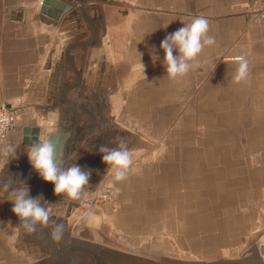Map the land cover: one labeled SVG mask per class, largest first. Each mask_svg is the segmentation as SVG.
<instances>
[{"label": "crops", "instance_id": "1", "mask_svg": "<svg viewBox=\"0 0 264 264\" xmlns=\"http://www.w3.org/2000/svg\"><path fill=\"white\" fill-rule=\"evenodd\" d=\"M89 1L0 0V97L18 109L0 140L16 158L0 156V175L49 204L59 196L29 161L34 139L51 138L65 167L74 144L88 142L92 175L99 142L111 148L134 127L153 126L154 150L138 151L127 179L108 185L121 190L120 222L154 221L159 211L141 194L163 186L182 191L170 197L187 198L191 215L217 205L228 215L220 220L237 221L242 207L264 216V0H169L165 9L161 0H123L117 11L111 0ZM201 15L216 43L201 68L169 80L161 42ZM241 55L249 77L236 82ZM3 197L0 238L1 223L17 220L3 217Z\"/></svg>", "mask_w": 264, "mask_h": 264}, {"label": "rangeland", "instance_id": "2", "mask_svg": "<svg viewBox=\"0 0 264 264\" xmlns=\"http://www.w3.org/2000/svg\"><path fill=\"white\" fill-rule=\"evenodd\" d=\"M122 1L111 0L114 11L123 6ZM100 2L89 1L91 5ZM161 2L163 9L169 6V0ZM154 128L137 126L124 136L132 152V165L141 160L134 156L138 151L149 154L154 150ZM166 128L169 129L162 127V130ZM118 143L115 140L114 147ZM86 144V141L74 144L75 156L69 164L75 163L90 171L92 153ZM98 144L105 146L104 142ZM150 160L153 161L147 159ZM96 163L97 172L90 175L86 198L72 201L64 199L62 194L58 201L45 205L52 219L64 224L63 239L59 243L51 239V222L47 228H38L35 234L26 233L16 215V221L1 223L0 264H94L89 251L98 264H263L259 243L264 242V216L242 207L237 221L220 220L228 215L218 216L217 205L199 206L203 213L191 215L186 212L191 207L184 204L187 198L177 196L182 191L167 190L163 186L161 191L145 190L141 194L143 203L153 204L159 211L154 221H144L141 216L137 222H120L121 190L108 186L112 184L113 173L106 176L109 167L102 157ZM123 193L126 197L127 191ZM170 193L177 195L170 197ZM3 196L2 208L7 210L3 217H12L13 205L4 193ZM60 213L61 218L55 219ZM89 213L90 219L86 218ZM193 217L202 220L192 221ZM182 218L185 220L181 221Z\"/></svg>", "mask_w": 264, "mask_h": 264}, {"label": "clouds", "instance_id": "3", "mask_svg": "<svg viewBox=\"0 0 264 264\" xmlns=\"http://www.w3.org/2000/svg\"><path fill=\"white\" fill-rule=\"evenodd\" d=\"M183 27L165 37L161 42V48L165 53V65L169 80L179 82L192 70L202 67L200 56L205 47L215 45V37L210 35V22L203 15L195 17L190 23H184ZM168 25L164 26L165 28ZM178 51V55H174ZM141 56V54H140ZM237 69L233 77L234 81H246L249 77V62L243 55L236 58ZM141 65L142 61H140ZM31 138V133H29ZM16 148L12 145L0 147V156L10 159L16 158ZM99 151L103 154V162L113 173L115 182L127 179L131 172L133 160L132 152L127 147L124 137L119 138L115 147L101 146ZM29 161L40 177L54 185L57 196L63 194L64 199L80 201L87 197V189L90 180V171H85L77 164L65 167L63 153H57L51 140L40 139L33 143L27 150ZM19 184L20 186H14ZM0 193H4L5 199L13 204L12 212L20 219V226L28 234H35L38 228H47L52 223L50 237L59 243L63 239L64 224L56 223L51 217L49 208L45 207L43 196H30V188L12 176L0 175ZM4 199V200H5ZM91 218L89 213L86 217Z\"/></svg>", "mask_w": 264, "mask_h": 264}, {"label": "built area", "instance_id": "4", "mask_svg": "<svg viewBox=\"0 0 264 264\" xmlns=\"http://www.w3.org/2000/svg\"><path fill=\"white\" fill-rule=\"evenodd\" d=\"M18 109L0 97V140L15 126Z\"/></svg>", "mask_w": 264, "mask_h": 264}, {"label": "water", "instance_id": "5", "mask_svg": "<svg viewBox=\"0 0 264 264\" xmlns=\"http://www.w3.org/2000/svg\"><path fill=\"white\" fill-rule=\"evenodd\" d=\"M48 1H49V0H45V2H48ZM77 1H78V0H77ZM33 142L35 143L36 140L34 139ZM259 246H260L261 251H262V253H263V255H262V259H263V262H264V242H263V241L260 242V243H259ZM88 253H90V254L93 256V258L95 259L94 264H98V263H97V260H96V258H95V255H94L91 251H89Z\"/></svg>", "mask_w": 264, "mask_h": 264}, {"label": "bare ground", "instance_id": "6", "mask_svg": "<svg viewBox=\"0 0 264 264\" xmlns=\"http://www.w3.org/2000/svg\"><path fill=\"white\" fill-rule=\"evenodd\" d=\"M263 254V253H262ZM263 264H264V262H263Z\"/></svg>", "mask_w": 264, "mask_h": 264}]
</instances>
